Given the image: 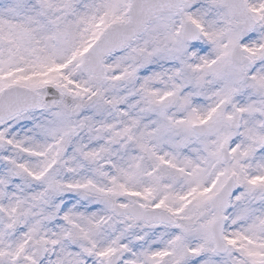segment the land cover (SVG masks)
I'll return each mask as SVG.
<instances>
[{
    "label": "snow or ice",
    "instance_id": "1",
    "mask_svg": "<svg viewBox=\"0 0 264 264\" xmlns=\"http://www.w3.org/2000/svg\"><path fill=\"white\" fill-rule=\"evenodd\" d=\"M0 264H264V0H0Z\"/></svg>",
    "mask_w": 264,
    "mask_h": 264
}]
</instances>
